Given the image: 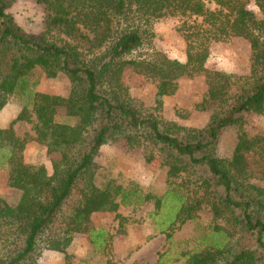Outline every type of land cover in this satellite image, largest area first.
<instances>
[{
  "label": "trees",
  "instance_id": "1",
  "mask_svg": "<svg viewBox=\"0 0 264 264\" xmlns=\"http://www.w3.org/2000/svg\"><path fill=\"white\" fill-rule=\"evenodd\" d=\"M16 1L0 0V110L10 96L22 105L0 127V168H7L8 186L20 192L15 202L0 196V264H37L45 250L64 254V264H71L67 248L77 234L103 251L107 232L94 225L92 214L152 199L153 220L168 210L156 223L161 232L203 207L222 221L201 246L183 254L186 264H264V134L244 128L246 114L264 115V0H254L259 15L247 0H214L213 8L208 0H34L44 9L36 33L15 23L9 8ZM166 14L181 18L184 61L150 45L149 25ZM231 37L249 44L247 75L205 66L211 42ZM145 47L144 55H134ZM38 68L48 78L65 74L69 93L35 90ZM128 68L154 84L156 111L180 78L204 75L206 94L196 106L210 111L206 126L187 128L142 111L123 80ZM18 121L31 123L34 136H17ZM228 126L237 127L236 142L230 156L219 157V136ZM115 134L128 148L143 145L146 162L161 155L163 194L137 184L95 183L94 157ZM29 140L59 155L51 172L25 161ZM177 178L182 183L174 187ZM185 182H194L195 190H185ZM166 254L156 264H168Z\"/></svg>",
  "mask_w": 264,
  "mask_h": 264
},
{
  "label": "rangeland",
  "instance_id": "2",
  "mask_svg": "<svg viewBox=\"0 0 264 264\" xmlns=\"http://www.w3.org/2000/svg\"><path fill=\"white\" fill-rule=\"evenodd\" d=\"M207 6L213 8L214 0H208ZM247 7L259 15L254 0H247ZM15 23L26 32H39L43 26V5L34 0H17L10 8ZM181 25V18L163 15L152 20L153 33L150 45L170 58L185 60V42L177 30ZM148 52V48L134 53ZM249 44L240 37H231L224 41L211 42L210 54L205 64L209 70H221L228 74L247 75L249 73ZM33 78L37 79L35 90L51 94L67 95L70 91L68 77L59 73L54 78H48L36 69ZM128 86V94L142 111L154 112L166 120H172L187 128H202L206 126L210 111H202L197 104L205 97L206 84L202 74L185 76L178 80L177 91L165 97L160 111L154 109L155 86L146 81L139 74L128 68L123 77ZM21 100L9 97L7 103L0 110V127H6L16 117L21 109ZM63 113L62 110L59 112ZM244 128L250 135L258 132L264 134V115L249 113L245 115ZM14 130L19 137H33L32 124L18 121ZM237 136V127L228 126L222 129L217 145V155L228 157L231 155ZM57 153H48L46 149L29 140L25 146L24 159L31 164H43L51 172L53 159ZM96 163L94 181L103 184L111 181L122 187L137 184L144 192L155 195L163 194L167 189L165 168L160 166L161 155H157L151 162L144 159V146L128 148L123 137L115 134L102 144L94 157ZM8 170L0 168V196L10 202H15L20 192L7 183ZM177 178L174 187L182 183ZM183 188L195 190L194 182H185ZM200 193V192H198ZM119 200V198L117 199ZM120 201V200H119ZM154 211V200L141 205L124 206L119 204L116 211H101L92 214L91 218L96 227H102L107 232L103 251L94 249L85 234H77L67 248L71 254V264H156L160 254H166L168 264H186L183 254L197 249L203 244L202 239L213 230L214 224L222 225L221 220H214L208 207L198 210L192 219L182 225L178 223L161 232L156 223L161 222L168 213L161 211L153 220L149 214ZM170 234L167 239L166 234ZM210 236V235H209ZM64 254L45 250L37 260V264H64Z\"/></svg>",
  "mask_w": 264,
  "mask_h": 264
},
{
  "label": "crops",
  "instance_id": "3",
  "mask_svg": "<svg viewBox=\"0 0 264 264\" xmlns=\"http://www.w3.org/2000/svg\"><path fill=\"white\" fill-rule=\"evenodd\" d=\"M55 252V251H54Z\"/></svg>",
  "mask_w": 264,
  "mask_h": 264
}]
</instances>
